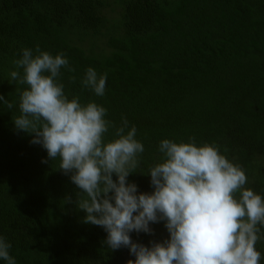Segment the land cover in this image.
Wrapping results in <instances>:
<instances>
[{
  "label": "trees",
  "instance_id": "trees-1",
  "mask_svg": "<svg viewBox=\"0 0 264 264\" xmlns=\"http://www.w3.org/2000/svg\"><path fill=\"white\" fill-rule=\"evenodd\" d=\"M37 46L62 53L74 69L58 78L70 99L94 101L115 125L126 118L135 126L144 152L128 180L138 191L153 190L146 172L159 142L191 137L215 145L264 197V0H0V95L13 103L0 102V237L16 264L135 258L83 222L75 203L83 193L57 169L59 159L42 163L46 150L14 127L16 88L24 86L9 72L22 49ZM89 67L107 74L102 97L81 83ZM150 227L131 238L145 246L167 238L163 221ZM256 248L264 255V241Z\"/></svg>",
  "mask_w": 264,
  "mask_h": 264
},
{
  "label": "clouds",
  "instance_id": "clouds-1",
  "mask_svg": "<svg viewBox=\"0 0 264 264\" xmlns=\"http://www.w3.org/2000/svg\"><path fill=\"white\" fill-rule=\"evenodd\" d=\"M13 63L10 81L24 86L16 88L15 129L46 150L42 163L59 159L57 169L83 193L75 201L83 222L103 228L108 248H127L135 258L126 264H261L264 255L256 244L264 241V197L245 187V172L215 145H198L191 137L162 139L158 162L146 172L153 190L140 192L128 180L144 152L135 126L126 118L115 125L94 101L70 99L58 78L62 68L74 69L62 53L24 48ZM106 79L89 67L81 83L102 97ZM0 102L13 108L3 95ZM64 200L73 203L71 194ZM160 221L167 238L149 246L131 238L132 232L151 234L150 224ZM10 247L0 237V259L16 264Z\"/></svg>",
  "mask_w": 264,
  "mask_h": 264
},
{
  "label": "rangeland",
  "instance_id": "rangeland-1",
  "mask_svg": "<svg viewBox=\"0 0 264 264\" xmlns=\"http://www.w3.org/2000/svg\"><path fill=\"white\" fill-rule=\"evenodd\" d=\"M261 151V149H259Z\"/></svg>",
  "mask_w": 264,
  "mask_h": 264
}]
</instances>
